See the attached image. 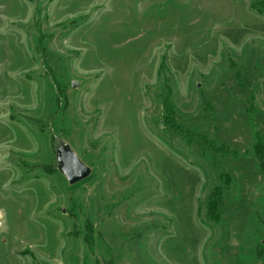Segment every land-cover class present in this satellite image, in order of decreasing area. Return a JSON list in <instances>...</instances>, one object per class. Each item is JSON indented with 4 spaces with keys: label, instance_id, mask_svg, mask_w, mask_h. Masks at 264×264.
I'll return each instance as SVG.
<instances>
[{
    "label": "rangeland",
    "instance_id": "1",
    "mask_svg": "<svg viewBox=\"0 0 264 264\" xmlns=\"http://www.w3.org/2000/svg\"><path fill=\"white\" fill-rule=\"evenodd\" d=\"M250 2L0 0V264H264ZM60 142L86 178L58 172ZM217 167L234 183L214 222Z\"/></svg>",
    "mask_w": 264,
    "mask_h": 264
},
{
    "label": "trees",
    "instance_id": "2",
    "mask_svg": "<svg viewBox=\"0 0 264 264\" xmlns=\"http://www.w3.org/2000/svg\"><path fill=\"white\" fill-rule=\"evenodd\" d=\"M250 3V6L253 10L264 15V0H251ZM182 136L185 138L188 137L187 139L189 140V142L194 143L196 145L197 149H199L198 153H211V160L214 165L218 166V163L214 159V155L212 153H214L215 155L216 153H218L221 158L226 155L225 149L214 145V143L212 141L210 142L208 140V137L204 135L196 134L195 138H191L187 134H183ZM253 146L256 153L260 156L258 162L259 168L260 171L264 174V148L261 144L257 142ZM232 157H236V154H234ZM217 169H219L217 175L218 182L205 195V217L207 220L214 222L220 219L223 210L226 208L225 202H223V200L229 194L230 188L231 186H233L234 183V177L232 176L230 171H227L225 168L221 169L217 167Z\"/></svg>",
    "mask_w": 264,
    "mask_h": 264
},
{
    "label": "water",
    "instance_id": "3",
    "mask_svg": "<svg viewBox=\"0 0 264 264\" xmlns=\"http://www.w3.org/2000/svg\"><path fill=\"white\" fill-rule=\"evenodd\" d=\"M74 86V83H72ZM57 170L69 184H74L86 178L91 169L85 165L74 150L65 142H60L55 148Z\"/></svg>",
    "mask_w": 264,
    "mask_h": 264
}]
</instances>
